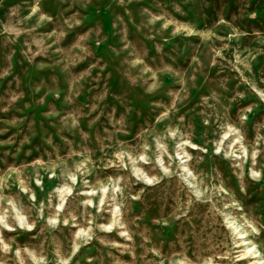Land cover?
Here are the masks:
<instances>
[{
  "label": "rangeland",
  "instance_id": "374dc122",
  "mask_svg": "<svg viewBox=\"0 0 264 264\" xmlns=\"http://www.w3.org/2000/svg\"><path fill=\"white\" fill-rule=\"evenodd\" d=\"M264 264V0H0V264Z\"/></svg>",
  "mask_w": 264,
  "mask_h": 264
},
{
  "label": "bare ground",
  "instance_id": "6f19581e",
  "mask_svg": "<svg viewBox=\"0 0 264 264\" xmlns=\"http://www.w3.org/2000/svg\"><path fill=\"white\" fill-rule=\"evenodd\" d=\"M255 264H257V262H255Z\"/></svg>",
  "mask_w": 264,
  "mask_h": 264
}]
</instances>
